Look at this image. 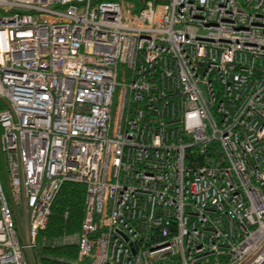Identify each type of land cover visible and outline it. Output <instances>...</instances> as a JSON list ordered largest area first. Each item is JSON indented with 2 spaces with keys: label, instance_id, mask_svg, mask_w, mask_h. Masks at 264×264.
<instances>
[{
  "label": "built area",
  "instance_id": "obj_1",
  "mask_svg": "<svg viewBox=\"0 0 264 264\" xmlns=\"http://www.w3.org/2000/svg\"><path fill=\"white\" fill-rule=\"evenodd\" d=\"M140 5L0 0V264H264V0Z\"/></svg>",
  "mask_w": 264,
  "mask_h": 264
},
{
  "label": "trees",
  "instance_id": "obj_2",
  "mask_svg": "<svg viewBox=\"0 0 264 264\" xmlns=\"http://www.w3.org/2000/svg\"><path fill=\"white\" fill-rule=\"evenodd\" d=\"M130 1L140 7L142 1L145 0ZM84 208L85 187L78 183H63L51 206L47 225L38 234V244L33 250L35 262L32 261L33 264H72L76 260L78 253L76 244L53 245V241L61 239L64 235L77 236L79 234Z\"/></svg>",
  "mask_w": 264,
  "mask_h": 264
},
{
  "label": "rangeland",
  "instance_id": "obj_3",
  "mask_svg": "<svg viewBox=\"0 0 264 264\" xmlns=\"http://www.w3.org/2000/svg\"><path fill=\"white\" fill-rule=\"evenodd\" d=\"M0 171H1V166H0ZM20 219H21V225L24 228L26 226V222L23 221V217L22 216H20ZM61 239H67V240L71 239V240H73V242H69V243H67V245L76 244V243H74V240L76 239L75 235H73V236L64 235V236L61 237ZM39 243L41 244V242H39ZM33 250L30 252L29 257H30V260L34 262V258H33L34 251Z\"/></svg>",
  "mask_w": 264,
  "mask_h": 264
}]
</instances>
